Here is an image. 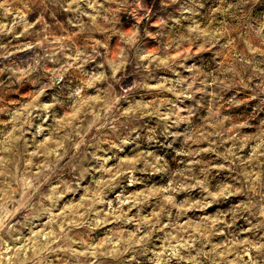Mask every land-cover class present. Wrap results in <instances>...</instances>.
I'll return each instance as SVG.
<instances>
[{"label":"clouds","instance_id":"9594fccd","mask_svg":"<svg viewBox=\"0 0 264 264\" xmlns=\"http://www.w3.org/2000/svg\"><path fill=\"white\" fill-rule=\"evenodd\" d=\"M0 264H264V0H0Z\"/></svg>","mask_w":264,"mask_h":264}]
</instances>
